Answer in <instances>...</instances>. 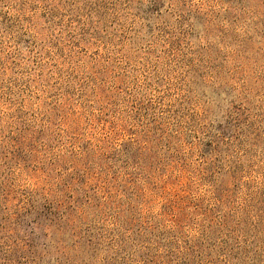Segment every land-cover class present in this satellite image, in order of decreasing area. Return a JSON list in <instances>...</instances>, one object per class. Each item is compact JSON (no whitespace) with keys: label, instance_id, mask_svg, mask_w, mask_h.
<instances>
[{"label":"rangeland","instance_id":"374dc122","mask_svg":"<svg viewBox=\"0 0 264 264\" xmlns=\"http://www.w3.org/2000/svg\"><path fill=\"white\" fill-rule=\"evenodd\" d=\"M119 1L96 24L82 0H0V264H132L111 243L120 238L110 232L112 202L158 218L182 195H217L196 137L119 150L153 126L142 109L157 94L146 93L149 82L164 78L174 95L200 57L192 109L208 110L207 124L230 119L246 76L264 100V0H161L154 10ZM194 20L202 27L190 37ZM247 160L251 178L263 179L264 150ZM68 220L57 236L50 223Z\"/></svg>","mask_w":264,"mask_h":264},{"label":"trees","instance_id":"16d2710c","mask_svg":"<svg viewBox=\"0 0 264 264\" xmlns=\"http://www.w3.org/2000/svg\"><path fill=\"white\" fill-rule=\"evenodd\" d=\"M118 1L82 0L89 21L96 24L112 17L111 10L121 5ZM145 1H149L153 10L161 3V0ZM126 8H130V0L126 1ZM142 17L151 18L148 14ZM195 27L202 26L196 20L185 25L190 37ZM167 44L175 45L172 38ZM173 50L172 47L170 56L178 57V50L177 54ZM189 60L186 66L190 68L180 72L175 84L176 94H170V88H162L164 78L156 77L148 83L146 93L157 94L142 109L146 117L154 120L153 126L151 122L145 126L142 141H134L119 150H151L149 144L154 142V137L183 140L189 136L191 142L196 137L205 161L203 178L210 180L217 195L210 199L182 195L167 202L158 218L131 216L132 205L112 202L108 211L115 225L110 232H117L120 238L115 237L111 243L116 245L115 252L120 257L134 255L132 264H264V178H251L252 165L247 160L253 150H264V100L257 104L253 93L257 88L251 86L252 81L247 82L246 76L241 91L233 95L239 105L237 110H232L230 119L225 124H207L208 110L199 113L192 109L190 87L195 71L205 63L200 57ZM261 81L264 86V79ZM249 176L250 179H245ZM238 192L242 194L239 198ZM53 210V214L60 211L59 205ZM69 220L65 224L50 223L57 236L68 233ZM69 234L78 237L73 229ZM90 237L86 241L94 245Z\"/></svg>","mask_w":264,"mask_h":264}]
</instances>
